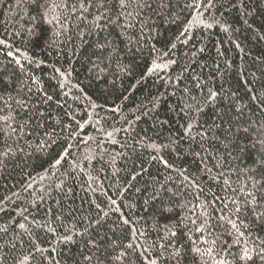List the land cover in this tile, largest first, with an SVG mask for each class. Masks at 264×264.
Masks as SVG:
<instances>
[{"label":"trees","instance_id":"obj_1","mask_svg":"<svg viewBox=\"0 0 264 264\" xmlns=\"http://www.w3.org/2000/svg\"><path fill=\"white\" fill-rule=\"evenodd\" d=\"M191 3L0 0V264H219L196 226L264 184V0L182 34Z\"/></svg>","mask_w":264,"mask_h":264},{"label":"snow or ice","instance_id":"obj_2","mask_svg":"<svg viewBox=\"0 0 264 264\" xmlns=\"http://www.w3.org/2000/svg\"><path fill=\"white\" fill-rule=\"evenodd\" d=\"M119 6L121 9H126L129 6V0H120ZM214 6L213 0H208L207 4L201 3L200 0H193V3L187 5V7L196 10L197 17L193 21H189V25L185 27L184 33L182 34L187 33L190 30V26L199 19L200 15H202L200 12L201 8H212ZM100 7H103V3ZM128 15H131V13H128ZM216 22L221 24L222 30L228 31L226 27H223V24L226 22ZM206 26L211 27L210 24ZM172 47L174 48L175 45L173 44ZM9 55H11V53H9ZM164 55H167V53ZM170 62L176 63L175 61ZM17 63H19V61H17ZM153 63L154 67L148 69L149 73H152L154 68L159 66L155 65V61ZM121 71H124V67L121 68ZM179 79L180 77L177 76V80ZM197 87H199V83L197 84ZM216 98L217 93L212 91L209 96L205 98V102H212ZM47 99L51 100L52 98L49 96ZM93 106L96 107L97 105ZM155 106L154 101L153 107L150 110H154ZM100 107H103V105H100ZM110 111L116 112L117 108H112ZM196 111L201 112L203 109L197 108ZM143 114L147 115V112H144ZM135 118L138 120L140 117L136 116ZM189 118L192 119L191 114H189ZM126 122L130 125L132 123L130 118L126 119ZM192 128L193 125L190 123L184 132V135L190 139H194L192 137ZM127 130L128 129H125V131ZM75 132V129H71L68 132L67 139H76ZM200 135L203 136V133L201 132ZM108 136L111 137L112 133L109 132ZM47 146V143H45L41 145V148ZM261 146L264 147V143H262ZM71 155L72 153L70 149L64 148L63 151L58 153L52 166H60L62 162H64L66 158L71 157ZM260 162L261 165H264V151L260 153ZM72 167H78V163L73 161ZM261 190H264V184L254 180L253 191L241 189L248 198L239 201L233 200L231 205H225V208L227 209L226 213L224 210H221L219 218H215L211 214H208L201 220V223L196 226L195 231L202 234L207 233V238L204 240V243L209 244L210 250L216 252L219 264H264V236L259 235L260 231H264V205L257 203V196ZM249 205H252V207L249 208ZM125 223H127V221H125ZM20 227L23 228L24 225L21 224ZM4 230L6 231V229ZM253 233H256L255 237L253 236ZM66 239L71 238L66 237ZM129 247L133 246L129 245ZM165 251H167V249H165ZM195 251L204 255V252L201 251L198 246L195 247ZM221 253H225L226 255L221 256ZM187 255V252L181 253L179 249H174L169 253V258L176 260L177 264H180V261L187 257ZM152 264H155V261H153Z\"/></svg>","mask_w":264,"mask_h":264}]
</instances>
